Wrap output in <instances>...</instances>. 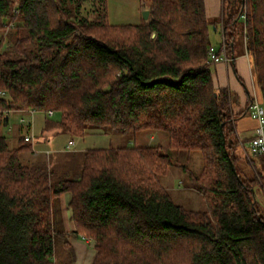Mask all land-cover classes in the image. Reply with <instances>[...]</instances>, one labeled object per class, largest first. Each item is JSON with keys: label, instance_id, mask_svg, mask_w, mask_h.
I'll list each match as a JSON object with an SVG mask.
<instances>
[{"label": "trees", "instance_id": "16d2710c", "mask_svg": "<svg viewBox=\"0 0 264 264\" xmlns=\"http://www.w3.org/2000/svg\"><path fill=\"white\" fill-rule=\"evenodd\" d=\"M149 1L143 24L115 26L107 0H0V31L16 22L0 53V264H54L65 193L74 234L95 243L92 264H264L255 192L264 176L239 167L237 97L215 88L208 63L211 28L221 26L228 55L239 28L264 104V0H223L215 21L205 0ZM31 111L59 114L73 137L148 131L167 134L170 149L199 151L200 174L185 170L205 210L176 204L160 184L173 166L160 146L88 150L79 178L55 184L47 164L21 160L32 142L13 148L1 133L10 113Z\"/></svg>", "mask_w": 264, "mask_h": 264}, {"label": "rangeland", "instance_id": "374dc122", "mask_svg": "<svg viewBox=\"0 0 264 264\" xmlns=\"http://www.w3.org/2000/svg\"><path fill=\"white\" fill-rule=\"evenodd\" d=\"M145 3L147 5L146 10H148L150 1L145 0ZM107 10L110 25H140L144 22L143 13L145 10L142 0H107ZM92 11V4L85 3L82 9V14L92 19ZM211 29V34L216 35L213 42L216 40L218 42L220 40L219 32H214L213 27ZM5 32L6 31L4 30L0 31V39H6L1 46L0 53L9 50L13 44L10 38H7L6 36L4 37ZM234 34L236 55L240 52L246 53L247 51L243 43L240 29L237 28ZM250 62L254 72V60L252 55L250 56ZM254 83L257 99L263 104L256 77ZM238 108V101L235 100L232 111L234 110L236 115V131L240 134V137L238 138V154L242 159L239 163V167L242 170L243 175L253 179L256 171L261 173L264 172L262 164L256 160L248 158L240 144L241 142H247V138L251 135L255 136L257 123L249 114L239 116L238 112L240 110ZM54 114L55 115L49 117L47 113L44 112L10 113L9 124L1 128V133L8 138L9 146L13 148L19 145L20 131L24 133V135L27 133L33 135L35 141L38 140L37 149L39 152L36 154H32L31 152L24 153L21 155V160L26 164H47L52 173V180L55 184H59L66 179L79 178L84 162V153L88 150L108 147H133L135 145L145 147L160 146L162 152L169 155L173 162V166L169 169L168 173L159 177L160 184L167 189L176 204L191 211L205 210L202 195L194 188L190 174L185 170L188 168L195 175L200 174L203 166V159L199 151L187 152L170 149L168 147L169 137L164 133H156V136L154 137L155 139L149 141L152 133L148 131L138 133L135 138L129 134H98L96 133L97 130H88V134L84 138L73 137L64 130V128L59 126L60 115L56 113ZM21 119H24L27 122L20 124ZM69 142L73 143L70 146V149L67 148ZM247 160L252 162L251 165ZM255 192L257 196V208L260 214L264 217V192H262L259 184H256ZM55 204V225L57 227V221L60 220L58 217L60 215V212H58L59 200H57ZM57 230H59L58 227ZM66 239L72 245V249H68L64 246L63 243ZM78 240L84 241L81 237ZM78 240L75 234L72 238H62L61 236H57L55 241L54 264H85L83 259L79 258L80 247L78 244L73 246V242ZM94 244V242L90 241L87 245L90 246L91 250L95 251Z\"/></svg>", "mask_w": 264, "mask_h": 264}, {"label": "crops", "instance_id": "0c3cea01", "mask_svg": "<svg viewBox=\"0 0 264 264\" xmlns=\"http://www.w3.org/2000/svg\"><path fill=\"white\" fill-rule=\"evenodd\" d=\"M205 5L209 19L215 21L221 18L223 12V0H205ZM213 30L216 33L219 32L220 40L218 42L217 40L213 42V39L216 35L211 34L212 45L217 50L221 51V46L223 43V30L221 26L217 28L213 27ZM226 55L228 61H223L211 66V72L213 74L215 88L217 90L228 89L232 94H234L237 97L239 107L238 109L240 110L238 113H241L247 109L248 103L252 102L253 98L257 95L254 83L255 77L250 62V55L247 52H240L238 55H236L235 49L233 50V55H228V53ZM237 134L238 137H240V134L238 132ZM25 135L31 134L27 133ZM25 135L20 131L19 141ZM150 136L151 137L149 138V141H153L155 139L154 137L156 136V133H152V135ZM253 136L254 135H251L247 139H250ZM33 138V142L28 144L31 146L33 153L36 154L39 152V150L37 149L38 140L35 141L34 136ZM70 201L71 195L69 193H65L60 196L58 210V212H60V215L58 216L60 220L57 221V227L59 229L58 231L63 232L66 237L72 238L75 233V225L72 221L71 210L69 207ZM57 227L55 225L56 229ZM78 239H80V237H77V240ZM83 240L84 241H74L73 246L78 244V246L80 247L79 258H82L85 264H92L96 252L94 250H91L90 246L87 245L88 242H90L91 240Z\"/></svg>", "mask_w": 264, "mask_h": 264}, {"label": "built area", "instance_id": "2783aa9c", "mask_svg": "<svg viewBox=\"0 0 264 264\" xmlns=\"http://www.w3.org/2000/svg\"><path fill=\"white\" fill-rule=\"evenodd\" d=\"M14 14H19L18 5L16 4L14 7ZM16 26V22L14 21H8L4 25V31L7 33L13 29ZM5 32L4 37H7V33ZM5 39V38H4ZM6 40V39H5ZM1 49V46H0ZM223 61H228L227 55H226V47L224 43H222L221 51L217 50L213 45L209 49V61L208 63L212 66L215 64H218ZM3 96L4 93H1ZM30 113H33L32 111ZM248 114L256 121L257 128H256V134L254 137L247 140V142H241L240 145H242L245 155L253 160H256L262 164L263 170H264V104H261L257 97L255 96L250 104V107L248 109ZM47 115L49 117L54 115V112H48ZM27 122L24 119L20 120V124H24ZM33 136L32 135H26L24 136V140L26 143L33 142ZM241 141V140H240ZM72 142H69L68 149H70V146L72 145ZM264 176V172L262 173V177ZM264 178V177H263ZM260 188L262 192H264V180L260 178Z\"/></svg>", "mask_w": 264, "mask_h": 264}, {"label": "water", "instance_id": "95a60500", "mask_svg": "<svg viewBox=\"0 0 264 264\" xmlns=\"http://www.w3.org/2000/svg\"><path fill=\"white\" fill-rule=\"evenodd\" d=\"M143 17H144L145 20H148V18H149V11L148 10L144 11Z\"/></svg>", "mask_w": 264, "mask_h": 264}]
</instances>
